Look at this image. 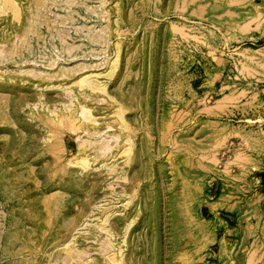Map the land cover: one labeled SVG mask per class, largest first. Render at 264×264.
<instances>
[{
	"label": "rangeland",
	"instance_id": "rangeland-1",
	"mask_svg": "<svg viewBox=\"0 0 264 264\" xmlns=\"http://www.w3.org/2000/svg\"><path fill=\"white\" fill-rule=\"evenodd\" d=\"M0 264H264V0H0Z\"/></svg>",
	"mask_w": 264,
	"mask_h": 264
}]
</instances>
